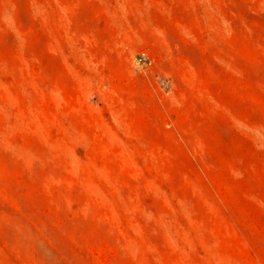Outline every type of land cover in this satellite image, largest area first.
Wrapping results in <instances>:
<instances>
[{"label":"rangeland","instance_id":"1","mask_svg":"<svg viewBox=\"0 0 264 264\" xmlns=\"http://www.w3.org/2000/svg\"><path fill=\"white\" fill-rule=\"evenodd\" d=\"M0 264H264V0H0Z\"/></svg>","mask_w":264,"mask_h":264}]
</instances>
